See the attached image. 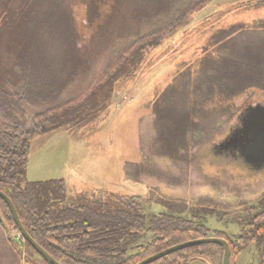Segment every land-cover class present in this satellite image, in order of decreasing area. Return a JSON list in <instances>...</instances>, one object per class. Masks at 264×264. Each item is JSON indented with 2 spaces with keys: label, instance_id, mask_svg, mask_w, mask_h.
Wrapping results in <instances>:
<instances>
[{
  "label": "rangeland",
  "instance_id": "374dc122",
  "mask_svg": "<svg viewBox=\"0 0 264 264\" xmlns=\"http://www.w3.org/2000/svg\"><path fill=\"white\" fill-rule=\"evenodd\" d=\"M87 1L91 5H81L76 20H86L88 25L84 43L91 68L82 81L65 90L64 99L79 94L109 65L107 59L127 44L119 34L121 24H129V0ZM38 37V46L47 56L38 52L36 58L51 60L28 74L34 91L43 90L65 55L57 40L50 42L41 32ZM139 51V63L122 71L110 101L87 125L64 127L30 141L26 179L63 178L69 199L101 202L108 195H152L185 203L188 211L207 214L205 225L211 231L224 232L237 245L240 264H259L264 233L252 218L263 210L264 166L255 168L234 151L217 150V146L247 104H264V76L261 83H252L257 90L250 88L217 110L212 95H205L211 78L218 75L207 71L208 62L200 61L226 59L243 71L264 72V0H213L170 37ZM253 56L261 60L254 62ZM163 95L177 111L188 109L190 97L196 98L200 114L196 120L201 128L187 133L175 160L151 151L158 136L153 105ZM41 110L24 106L19 117L29 127L32 116ZM151 210L158 213L165 208L153 205ZM147 213L151 214L148 209ZM254 231L258 234L253 240L237 242L238 236L250 237Z\"/></svg>",
  "mask_w": 264,
  "mask_h": 264
},
{
  "label": "trees",
  "instance_id": "16d2710c",
  "mask_svg": "<svg viewBox=\"0 0 264 264\" xmlns=\"http://www.w3.org/2000/svg\"><path fill=\"white\" fill-rule=\"evenodd\" d=\"M212 1L129 0L126 5L129 24L122 23L119 34L126 37L127 44L107 59L109 65H104L79 94L64 99L65 90L82 81L91 68L84 43L89 37L88 25L86 20H76L79 7L91 4L87 0H0V117L4 121L0 124V191L10 198L28 234L59 263L136 264L175 244L216 237L229 243V264H233L237 245L224 232L211 231L205 225L207 214L188 211L185 203L156 199L152 195L144 198L108 195L101 202L87 197L69 199L63 178L26 179L32 139L64 127L87 125L110 101L124 69L139 63L141 46L159 44ZM39 32L50 42L57 40L65 55L43 90L34 91L29 86L28 74L39 65L45 67L49 59L36 58L38 52L46 55L38 46ZM252 59L261 60L255 56ZM207 62V71L218 76L211 78L205 96L212 95L217 110L226 108L252 88V83H261L264 76L263 71H243L239 64L226 59L204 57L200 61ZM195 102L196 98L190 97L188 109L177 111L163 95L153 105L154 128L158 134L151 147L154 155L172 160L180 158L187 133L201 128L196 120L200 114ZM24 106L42 108L32 116L29 127L19 117ZM260 204L263 210L252 220L264 233V197ZM153 205H161L165 210L153 213ZM0 220L6 229L16 231L1 198ZM257 234L254 231L250 237L238 236L237 242L245 244ZM19 244L14 243V247L28 263L48 264L27 242ZM222 251L219 245L201 244L150 264H187L197 259L221 258ZM262 253L260 264H264V242Z\"/></svg>",
  "mask_w": 264,
  "mask_h": 264
},
{
  "label": "water",
  "instance_id": "95a60500",
  "mask_svg": "<svg viewBox=\"0 0 264 264\" xmlns=\"http://www.w3.org/2000/svg\"><path fill=\"white\" fill-rule=\"evenodd\" d=\"M236 121L237 123L234 124V128H229L227 134H225L224 138L220 140L221 144H218L217 149H230L231 146H226L224 143L236 130L238 134L235 142L238 145L237 154L244 158L248 163H264V104L255 103L253 105L250 104L246 106L236 117ZM0 198L6 203L16 230L20 233L23 240L27 242L48 264H61L51 257L40 245H38L24 229L10 198L2 191H0ZM201 244H216L221 246L223 251L220 264H229V243L225 239L216 237L200 238L175 244L141 260L136 264H150L153 261L176 251Z\"/></svg>",
  "mask_w": 264,
  "mask_h": 264
},
{
  "label": "crops",
  "instance_id": "0c3cea01",
  "mask_svg": "<svg viewBox=\"0 0 264 264\" xmlns=\"http://www.w3.org/2000/svg\"><path fill=\"white\" fill-rule=\"evenodd\" d=\"M14 235L15 232L12 229H6L0 220V264H30L14 247V243L16 244L15 241H17ZM21 243L19 245L22 246ZM237 257L238 254L235 255L233 264H240V260ZM187 264H220V258L197 259Z\"/></svg>",
  "mask_w": 264,
  "mask_h": 264
},
{
  "label": "flooded vegetation",
  "instance_id": "af4514ba",
  "mask_svg": "<svg viewBox=\"0 0 264 264\" xmlns=\"http://www.w3.org/2000/svg\"><path fill=\"white\" fill-rule=\"evenodd\" d=\"M249 104H247L246 106H248ZM245 106V107H246ZM244 109V108H243ZM237 137H238V134H237V131L235 130V132H233L232 134H231V136L225 141V143L224 144H226V146H231L230 147V149L229 148H227V149H229L230 151H234L235 153H237V148H238V145L235 143L236 142V140H237ZM220 141V140H219ZM219 144H221V142L219 143ZM218 150V149H217ZM244 159V158H243ZM245 160V159H244ZM251 166H253V167H255V168H260V167H262V166H264V163H253V164H251V163H249Z\"/></svg>",
  "mask_w": 264,
  "mask_h": 264
},
{
  "label": "built area",
  "instance_id": "2783aa9c",
  "mask_svg": "<svg viewBox=\"0 0 264 264\" xmlns=\"http://www.w3.org/2000/svg\"><path fill=\"white\" fill-rule=\"evenodd\" d=\"M20 238V235L19 234H17V236H16V239L18 240Z\"/></svg>",
  "mask_w": 264,
  "mask_h": 264
}]
</instances>
